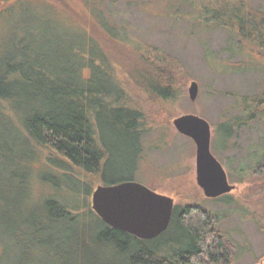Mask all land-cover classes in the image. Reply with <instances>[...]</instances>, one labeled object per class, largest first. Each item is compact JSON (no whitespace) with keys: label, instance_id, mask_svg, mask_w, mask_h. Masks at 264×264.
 <instances>
[{"label":"trees","instance_id":"obj_1","mask_svg":"<svg viewBox=\"0 0 264 264\" xmlns=\"http://www.w3.org/2000/svg\"><path fill=\"white\" fill-rule=\"evenodd\" d=\"M257 1H199L202 21L223 27L236 38L239 50L233 51L243 58L234 66L239 65L240 71L264 69V7ZM32 14L25 19L24 32L12 33L0 51V151L4 133L13 132L22 148L19 168L12 177L16 189H29L32 169L26 160L39 158L43 166L37 174L54 192L43 201L37 221H23L27 227L18 230L29 255L19 264H111L95 253L98 250L111 252L113 264H231L227 233L217 227L222 215L196 203L174 208L168 227L175 228V236L157 238L167 227L156 238L141 239L107 225L88 201L92 184L129 180L110 177L115 162L120 167L133 166L149 115H161L158 103L178 94L181 63L154 45L129 46L111 35L117 32L108 27L106 17L99 19L92 11L102 25L97 24L98 33L125 46L126 53L119 55L128 59L121 64L105 51L106 56L97 61L92 51L84 53L91 49V42L100 46L86 27L70 29L46 12H37L40 20L33 23L36 16ZM135 87L143 100L132 98ZM241 107L245 113L241 124L264 118V92L246 95ZM228 129L231 135L233 127ZM47 166L51 169L43 172ZM242 169L251 173L258 169L264 177V134L252 162ZM81 213L96 215L101 227L95 238H63L56 227L49 236L42 224L45 219L70 228Z\"/></svg>","mask_w":264,"mask_h":264},{"label":"rangeland","instance_id":"obj_2","mask_svg":"<svg viewBox=\"0 0 264 264\" xmlns=\"http://www.w3.org/2000/svg\"><path fill=\"white\" fill-rule=\"evenodd\" d=\"M199 1L0 0V51L3 52L12 33L19 36L24 32L28 24L25 19L32 13L36 16L34 23L40 20L37 12H46L70 29L86 27L101 48L94 41V46L91 42V49L84 53L91 54L92 51L97 61L106 56L105 51L115 55L121 64L128 61L124 54L119 55L120 51L126 53L125 46H117L111 37L98 33L100 20L93 11L99 19L106 17L104 21L108 22V27L117 32L111 35L123 39L129 46L154 45L176 58L181 63L177 96L158 103L161 115H149V126L142 133L141 150L134 155L132 169L129 163L120 167L116 160L115 172H111L110 177L134 180L169 196L173 198L174 208L196 203L222 215L217 227L227 233L226 242L232 250L231 264H264V177L258 169L252 173L242 169L252 162V154L259 148L264 118L256 117L248 124L239 123L245 118L242 99L264 92V69L240 71L239 65L234 66L243 58L234 53L239 50L235 45L236 38L223 27L203 22ZM29 4L44 8V12L40 13ZM256 4L264 7V0H258ZM46 17H50L49 14ZM145 52V49L141 50V53ZM117 75L126 83L122 74ZM193 80L198 83L199 90L197 97L191 100L188 87ZM137 90H134L136 93L131 91L132 98L143 100ZM184 113H194L209 122L210 149L226 171L229 183L235 185L230 192L215 198L207 197L196 183L195 143L173 125V119ZM228 126L233 127L231 135ZM20 149L13 132L4 133V146L0 151V264H19L29 256L24 251L18 230L27 227L25 221H37L43 201L54 192L53 187L41 181L37 174L43 166L39 158L26 160L32 169L27 179L29 189H16L12 177L21 162ZM46 169L51 168L47 166L43 172ZM97 184L100 183L92 184L88 195L90 206L91 192ZM42 221L43 226H47V235L53 236L52 228L56 227L63 238H95L101 227L95 214L81 213L70 228L63 223ZM175 234V228L170 226L157 238ZM95 253L104 255L111 264L115 263L111 252L98 250Z\"/></svg>","mask_w":264,"mask_h":264},{"label":"water","instance_id":"obj_3","mask_svg":"<svg viewBox=\"0 0 264 264\" xmlns=\"http://www.w3.org/2000/svg\"><path fill=\"white\" fill-rule=\"evenodd\" d=\"M198 90V83L191 81V100L197 97ZM173 125L195 143V178L204 195L213 198L233 190L235 185L229 183L222 164L211 152L209 122L194 113H184L173 119ZM91 208L107 225L141 239H153L167 229L174 201L134 180H124L97 184L91 192Z\"/></svg>","mask_w":264,"mask_h":264},{"label":"flooded vegetation","instance_id":"obj_4","mask_svg":"<svg viewBox=\"0 0 264 264\" xmlns=\"http://www.w3.org/2000/svg\"><path fill=\"white\" fill-rule=\"evenodd\" d=\"M218 197V196H217ZM215 198V197H214Z\"/></svg>","mask_w":264,"mask_h":264}]
</instances>
